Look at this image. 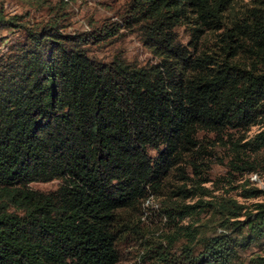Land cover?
<instances>
[{
  "label": "trees",
  "instance_id": "trees-1",
  "mask_svg": "<svg viewBox=\"0 0 264 264\" xmlns=\"http://www.w3.org/2000/svg\"><path fill=\"white\" fill-rule=\"evenodd\" d=\"M230 3L129 0L133 16L125 22L138 24L158 57L149 65L98 62L87 52L90 35L62 34L54 25L28 32L29 45L0 68V264H114L118 212L195 147L198 130L258 123L264 4L231 16ZM16 18L0 16V27ZM178 24L189 30L185 45L175 37ZM206 30L219 32L198 48ZM244 145L261 150L264 165V127ZM53 179L60 181L54 190L29 187ZM234 207L229 217L240 214ZM242 224L249 235L205 238L199 253L187 250L185 264H264L262 255L237 254L250 235L264 236V200Z\"/></svg>",
  "mask_w": 264,
  "mask_h": 264
},
{
  "label": "rangeland",
  "instance_id": "rangeland-1",
  "mask_svg": "<svg viewBox=\"0 0 264 264\" xmlns=\"http://www.w3.org/2000/svg\"><path fill=\"white\" fill-rule=\"evenodd\" d=\"M259 2L264 4V0H231L230 15L240 16ZM128 4L129 0H0V16L17 17L15 25L0 27V68L8 56L29 45V31L47 25L66 35H90L87 52L98 62L122 57L137 66L153 64L158 57L143 44L138 24L125 22L133 16ZM173 31L185 45L188 27L178 24ZM218 32L204 31L198 48L211 46ZM262 121L264 116L247 129L198 130L195 147L184 151L143 198L118 212L114 264H185L186 252L199 253L205 238L249 235L242 223L255 203L264 200V165L259 162L263 152L244 144L264 127ZM59 184L53 179L31 182L29 187L48 192ZM251 189L261 194L249 196ZM234 206H240V214L229 217L226 210H238ZM234 221L242 226L240 235ZM250 239L245 248L237 249L239 258L264 256V236Z\"/></svg>",
  "mask_w": 264,
  "mask_h": 264
},
{
  "label": "built area",
  "instance_id": "built-area-1",
  "mask_svg": "<svg viewBox=\"0 0 264 264\" xmlns=\"http://www.w3.org/2000/svg\"><path fill=\"white\" fill-rule=\"evenodd\" d=\"M252 179H254V176L252 177Z\"/></svg>",
  "mask_w": 264,
  "mask_h": 264
}]
</instances>
